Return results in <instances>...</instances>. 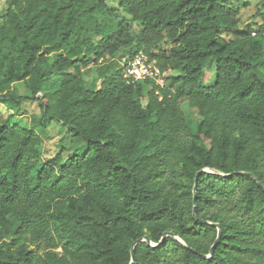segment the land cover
<instances>
[{
	"label": "trees",
	"instance_id": "1",
	"mask_svg": "<svg viewBox=\"0 0 264 264\" xmlns=\"http://www.w3.org/2000/svg\"><path fill=\"white\" fill-rule=\"evenodd\" d=\"M3 1L0 264H264V0ZM50 122L85 151L45 159Z\"/></svg>",
	"mask_w": 264,
	"mask_h": 264
},
{
	"label": "rangeland",
	"instance_id": "2",
	"mask_svg": "<svg viewBox=\"0 0 264 264\" xmlns=\"http://www.w3.org/2000/svg\"><path fill=\"white\" fill-rule=\"evenodd\" d=\"M120 0H106V2L110 5V6H117L119 4ZM249 2V6L247 7H243V3L244 2ZM229 3L235 4L236 6L241 7V24L240 27H243L244 24H246L247 22H249L253 16H255L257 14V10L258 8H261L262 6V2L263 0H240V3L236 2L235 0H228ZM6 6H5V2H1L0 3V15L3 13V11L5 10ZM215 65L211 64L210 66L207 67L206 72H205V79L204 81L206 83H209L211 80L214 79V69ZM84 74L89 77L91 74V69H86L83 70ZM100 86V84H99ZM18 91L21 94L25 93V88L24 85L20 84L17 86ZM37 107V103L34 104H29V106L27 107V113L25 116L20 118V122L22 125L24 126H28L30 124V116L34 117V119H39L40 120V114L39 113H35ZM6 111V107L0 103V113L5 114ZM192 117L194 119V121L198 120L199 117L196 114L195 111H191ZM46 132H40L42 131V125H37L35 130H37L39 133L42 134V137L44 139V158H48L51 157L55 154H57L58 152H60L61 150H63L64 152V159L73 151H78V153H83L86 149V142L83 140H76L74 142L71 141L70 138H66V130L61 127V125L57 122H50V124L48 125V127L46 128Z\"/></svg>",
	"mask_w": 264,
	"mask_h": 264
},
{
	"label": "built area",
	"instance_id": "3",
	"mask_svg": "<svg viewBox=\"0 0 264 264\" xmlns=\"http://www.w3.org/2000/svg\"><path fill=\"white\" fill-rule=\"evenodd\" d=\"M256 33H253L255 36ZM102 61H100L101 63ZM123 78L128 85H134L143 81H153L156 85L164 87L165 80L156 65L144 51H138L134 56H126L119 59Z\"/></svg>",
	"mask_w": 264,
	"mask_h": 264
},
{
	"label": "water",
	"instance_id": "4",
	"mask_svg": "<svg viewBox=\"0 0 264 264\" xmlns=\"http://www.w3.org/2000/svg\"><path fill=\"white\" fill-rule=\"evenodd\" d=\"M205 171H206V170H202V171H200V172L197 174V176H196V179H195V186H194V198H195V196H196V186H197L198 176L201 175V173H202V172H205ZM239 174H247V175H250L251 177L254 178V176H252L251 174H248V173L239 172ZM223 176H226V175H223ZM215 226L218 228V237H219V235H220V226L217 225V224H216ZM167 236L175 237L174 234H172V233H165L164 236H163V238H162V240H161L160 243L157 244V245L153 244V243H152L147 237H144L143 239H140V240L136 241V242L133 244V246H132V255H133V249H134L135 245H136L137 243H139L140 241H146L149 245H151V246H153V247H157V246L161 245V244L164 242V240H165V238H166ZM175 238L179 241V239H178L177 237H175ZM217 239H218V238H217ZM216 244H217V240L215 241V243H214L213 246L211 247V249H210V254L207 255V256H204L205 258L208 259V258H210V257L212 256V253H213V250H214ZM131 264H133V261L131 262Z\"/></svg>",
	"mask_w": 264,
	"mask_h": 264
}]
</instances>
